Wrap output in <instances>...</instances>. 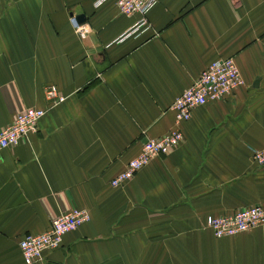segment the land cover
Listing matches in <instances>:
<instances>
[{
    "label": "crops",
    "instance_id": "1",
    "mask_svg": "<svg viewBox=\"0 0 264 264\" xmlns=\"http://www.w3.org/2000/svg\"><path fill=\"white\" fill-rule=\"evenodd\" d=\"M97 1L0 0V129L46 109V85L66 97L0 153V264H24L19 240L72 208L89 221L46 264H264V222L224 238L205 226L264 208V167L251 159L264 147V0H156L150 29L119 42L138 16ZM228 57L243 86L196 108L177 147L112 187L147 137L176 127L174 100Z\"/></svg>",
    "mask_w": 264,
    "mask_h": 264
},
{
    "label": "built area",
    "instance_id": "2",
    "mask_svg": "<svg viewBox=\"0 0 264 264\" xmlns=\"http://www.w3.org/2000/svg\"><path fill=\"white\" fill-rule=\"evenodd\" d=\"M105 0L95 2V7ZM156 0H117L119 12L125 16H138L134 25L116 41L128 37H138L150 29L147 14L155 5ZM71 24L78 34L87 33V29L79 26L74 17ZM243 86V80L231 57L216 59L201 71L193 83L182 92L172 103L171 110L175 114L176 127L167 134L151 138L143 142L139 154L127 162L125 168L114 177L112 187H121L130 181L137 172L147 166L159 155H168L183 140L179 125L191 118L192 112L208 102L220 101L232 95ZM46 109L27 108L15 116L13 121L0 129V153L27 141L37 131L39 121L47 111L63 102L62 95L55 85H46L43 89ZM251 159L257 167H264V147L251 150ZM89 213L85 209L72 208L62 211L53 217L47 231L40 234H26L18 242L19 251L24 264H46L45 255L49 251L59 249L63 237L76 231L89 221ZM264 222V208L252 205L233 213L207 216L205 226L216 238L232 237L260 226Z\"/></svg>",
    "mask_w": 264,
    "mask_h": 264
},
{
    "label": "water",
    "instance_id": "3",
    "mask_svg": "<svg viewBox=\"0 0 264 264\" xmlns=\"http://www.w3.org/2000/svg\"><path fill=\"white\" fill-rule=\"evenodd\" d=\"M82 18H83L82 16H78V17H76L75 20H76L78 23H80V21H81Z\"/></svg>",
    "mask_w": 264,
    "mask_h": 264
}]
</instances>
